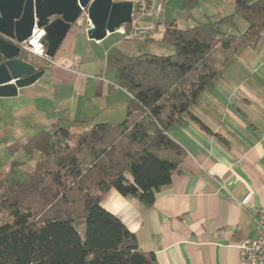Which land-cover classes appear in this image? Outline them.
I'll list each match as a JSON object with an SVG mask.
<instances>
[{"label": "trees", "instance_id": "1", "mask_svg": "<svg viewBox=\"0 0 264 264\" xmlns=\"http://www.w3.org/2000/svg\"><path fill=\"white\" fill-rule=\"evenodd\" d=\"M199 1L181 0L185 9ZM232 2L231 15L207 16L192 28L166 22L159 42L173 47L170 56H127L117 48L107 55L117 86L131 96L120 123L74 130L57 121L30 139L25 155L39 154L33 170L0 195V217L7 218L0 224V264H157L101 200L115 190L150 207L185 156L168 128L189 118L209 132L190 107L264 34V0ZM236 17L247 28L234 34ZM84 152L90 161L81 168Z\"/></svg>", "mask_w": 264, "mask_h": 264}, {"label": "crops", "instance_id": "2", "mask_svg": "<svg viewBox=\"0 0 264 264\" xmlns=\"http://www.w3.org/2000/svg\"><path fill=\"white\" fill-rule=\"evenodd\" d=\"M86 29L81 16L52 63L36 66L43 76L16 97L0 98V132L10 135L0 143V172L27 164L26 144L57 121L86 130L124 119L131 96L106 64L117 44L109 35L89 40ZM25 53L30 63L35 56ZM190 113L211 133L189 118L168 128L185 156L153 204L143 207L110 190L101 207L157 264H237L238 245L257 239L264 210V34L233 57Z\"/></svg>", "mask_w": 264, "mask_h": 264}, {"label": "water", "instance_id": "3", "mask_svg": "<svg viewBox=\"0 0 264 264\" xmlns=\"http://www.w3.org/2000/svg\"><path fill=\"white\" fill-rule=\"evenodd\" d=\"M86 11L89 40L101 41L131 22L132 4L113 0H0V98L17 96L18 89L36 83L44 74L21 59L20 43L33 28L43 29L46 55L54 58L71 26Z\"/></svg>", "mask_w": 264, "mask_h": 264}, {"label": "rangeland", "instance_id": "4", "mask_svg": "<svg viewBox=\"0 0 264 264\" xmlns=\"http://www.w3.org/2000/svg\"><path fill=\"white\" fill-rule=\"evenodd\" d=\"M233 13L232 0H200L197 4L190 6L189 8H183L181 0H165L164 7L160 16L158 25V31L152 37L153 40H124L118 33L114 32L111 36L114 42H116V48L121 50L127 56H137L142 54H151L156 56H170L174 53L172 46L162 44L159 42L166 22L175 20L177 26L180 29L192 28L198 23L206 21L207 16H213L212 21L216 20V16H228ZM236 26L232 28V33L237 34L244 32L247 28L246 22L240 17H236ZM234 20V22H235ZM148 19L142 18L138 20V25L144 26L148 24ZM226 30L227 26H223ZM35 67L44 65V62L38 58H30ZM113 73V70L109 69ZM89 128V127H88ZM10 140L8 133L0 132V143H4ZM33 159L28 160V163L23 166H13L9 168V171L0 172V195L4 192L10 184H19L23 181L26 174L33 170L35 160L38 157L37 152H33ZM3 159L0 157V160ZM5 159V158H4ZM3 159V160H4ZM2 161V160H1ZM90 161V156L84 152L83 160L81 162V168H85ZM6 219L0 217V224ZM10 220V219H9ZM78 232L81 236L84 234V226L78 228Z\"/></svg>", "mask_w": 264, "mask_h": 264}, {"label": "built area", "instance_id": "5", "mask_svg": "<svg viewBox=\"0 0 264 264\" xmlns=\"http://www.w3.org/2000/svg\"><path fill=\"white\" fill-rule=\"evenodd\" d=\"M113 1L129 2L132 4L131 22L122 25L115 31L124 40H146L157 33L165 0ZM82 11L87 20L86 11ZM142 18L148 19L150 23L144 26L138 25V20ZM44 35L45 32L43 29L33 28L31 36L26 41L20 43V48L43 62L51 64L53 59L46 55L45 47L42 44ZM256 225L259 230L257 239L254 241H245L238 245L239 260L237 264H264V210L258 212Z\"/></svg>", "mask_w": 264, "mask_h": 264}]
</instances>
